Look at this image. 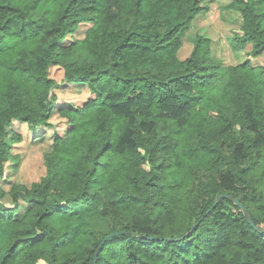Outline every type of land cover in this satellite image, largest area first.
Segmentation results:
<instances>
[{
    "label": "trees",
    "instance_id": "16d2710c",
    "mask_svg": "<svg viewBox=\"0 0 264 264\" xmlns=\"http://www.w3.org/2000/svg\"><path fill=\"white\" fill-rule=\"evenodd\" d=\"M43 1L0 0V226L10 229L0 264H94L113 232L97 264H264V64L254 62L264 0L224 5L242 18L233 51L249 47L231 64L202 33L181 54L217 0H50L52 13L37 17ZM77 45L92 60L64 62ZM107 80L121 89L107 95ZM77 84L91 95L59 104L56 89ZM57 114L66 129L53 132L45 173L12 180L24 139L15 125L38 142ZM219 193L238 197L257 228L231 199L214 205ZM77 206L108 227L66 249L70 227L54 220Z\"/></svg>",
    "mask_w": 264,
    "mask_h": 264
},
{
    "label": "rangeland",
    "instance_id": "374dc122",
    "mask_svg": "<svg viewBox=\"0 0 264 264\" xmlns=\"http://www.w3.org/2000/svg\"><path fill=\"white\" fill-rule=\"evenodd\" d=\"M258 2V0H257ZM227 0H217L210 5L206 12H202L196 19L193 26L188 30L185 38V48L182 51V56H187L192 49V38L197 33H202L212 39V52L211 55L216 60H221L223 64L237 63L246 57L245 48L236 54L233 51L229 38L235 32H239L242 25V18L238 12L224 9ZM257 8L260 10L261 5L257 3ZM50 0H44L34 12V15L41 17L50 15L52 13ZM83 28L82 30H84ZM76 37H83V32H78ZM75 37H70L67 43L72 42ZM92 60V56L88 50L82 46L77 45L68 54L63 56L64 62H74L79 65L84 61ZM257 64H264V55L254 59ZM52 75L58 81L62 78V69L60 67L52 68ZM101 88L108 95L110 93L119 91L120 86H115L109 80L100 84ZM59 104L65 102H73L75 104H82L90 95L88 86L86 85H63V87L56 89ZM65 118L58 114L54 116V128H48L44 131V136L38 142H34L32 134L29 132L26 124H16L15 127L19 128L24 139L18 142L15 146V153L19 156V165L13 166L8 163L7 175L10 174L12 180L30 183L38 180L45 173L44 152L50 147L52 143V135L54 131L63 133L65 131ZM8 188L7 183L2 184ZM54 215L52 218H54ZM57 227L65 228L67 225L72 232V239L66 249H81L90 237L91 232L99 229H106L108 227V219L102 215L91 212L89 208L84 206H77L76 211L70 215H63L54 220ZM10 234V229L4 225L0 226V242L4 241Z\"/></svg>",
    "mask_w": 264,
    "mask_h": 264
},
{
    "label": "water",
    "instance_id": "95a60500",
    "mask_svg": "<svg viewBox=\"0 0 264 264\" xmlns=\"http://www.w3.org/2000/svg\"><path fill=\"white\" fill-rule=\"evenodd\" d=\"M222 198H229L231 199L236 205H238L244 212L245 214V217L247 218V220L249 221V223L253 226H255L257 228V225L255 224V221L253 220L250 212L248 211L247 207L239 200L238 197L234 196L233 194H230V193H219L217 195V199H216V202L214 203V205H216L218 202H220V200ZM261 232H264V228H260L259 229ZM119 232H113V233H110L108 235L105 236V238L101 241L99 247L97 248V251H96V256H95V262L94 264H97V256H98V253L99 251L101 250L103 244L105 243V241L111 237V236H114L116 234H118Z\"/></svg>",
    "mask_w": 264,
    "mask_h": 264
}]
</instances>
